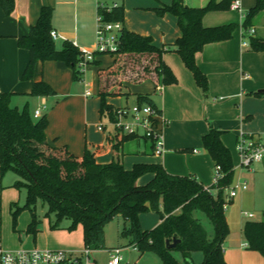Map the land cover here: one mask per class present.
<instances>
[{
  "label": "trees",
  "instance_id": "trees-1",
  "mask_svg": "<svg viewBox=\"0 0 264 264\" xmlns=\"http://www.w3.org/2000/svg\"><path fill=\"white\" fill-rule=\"evenodd\" d=\"M230 0L216 3L209 1L204 7L185 6L183 0H172L161 4L153 11L158 16L170 14L177 20L180 36L171 46L158 48L149 36L127 31L122 27L119 33V47L110 55L111 63L97 69L96 94L99 99L101 119L113 120L115 111L107 103L110 97L127 95L128 89L150 81L160 92L162 86L174 85L176 77L163 61L167 50L174 51L184 66L193 74L203 94L208 91V80L196 65L195 56L205 45L223 42L232 38L237 25L204 27L203 16L209 11L229 9ZM0 7L10 15L13 0H0ZM264 12V0H256L247 11L241 28L250 27V21L257 13ZM53 8L43 6L36 23L29 27L27 35L17 39V45L27 50L28 62L21 80L31 83L29 95L33 97H54L55 91L43 80L34 81L33 75L38 62H60L72 72L73 81L81 79L77 69L80 50L65 40L60 49L55 47L50 36ZM96 15L103 23L120 22L123 26L124 6L117 4L110 9L97 4ZM249 50L264 52V39L250 36ZM95 55L92 65L100 66ZM262 93H254L261 96ZM13 93L0 92V179L12 172L20 180L12 187L25 191V203L19 207L11 205L14 224L22 209H27L32 221L27 232L36 234L38 221L34 212L37 201L47 207L46 217L52 216L51 229L60 228L63 221L69 222L68 231L82 228L84 247L91 250L106 249L104 227L113 218L124 221L120 237L127 240L125 247L133 246L140 256L145 252L155 253L162 264H181L172 252H178L185 264H227L223 257V244L229 234L226 220L225 190L229 188L234 173L230 151L223 145L221 133L212 128L202 136V147L219 166L222 178L216 185L204 187L196 179L171 175L160 164H134L124 168L121 160L107 164L97 163L93 153L85 147L82 156L77 157L64 148L52 147L46 138V116L34 119L27 105L21 109L10 104ZM137 104L155 108L148 94H137ZM158 110V109H157ZM159 111V110H158ZM160 112V111H159ZM133 137L123 136L113 146L115 150L123 141ZM116 140V138H115ZM117 141V140H116ZM150 175L151 179L142 185L138 181ZM155 212L160 222L151 230H143L140 216ZM205 215L213 226L214 235L209 239L199 218ZM242 235L247 249L264 257V212L260 221H246ZM179 240L175 248L168 249L165 241ZM203 255L200 263L191 259V254Z\"/></svg>",
  "mask_w": 264,
  "mask_h": 264
},
{
  "label": "crops",
  "instance_id": "crops-1",
  "mask_svg": "<svg viewBox=\"0 0 264 264\" xmlns=\"http://www.w3.org/2000/svg\"><path fill=\"white\" fill-rule=\"evenodd\" d=\"M13 1L14 7L10 15H6L0 7V92L13 93L10 104L20 109L17 99L19 96L31 97L29 95L31 83L21 80L22 72L28 62V52L18 47L17 39L27 35L29 27L38 20L41 7L50 6L53 8L52 31L57 35V38L53 40L55 47L60 49L62 43L68 40L76 47L85 49L88 43L84 37L83 32L86 30L84 27L93 20L94 16L97 19L96 9L99 0H94L95 7L92 0ZM209 1L211 0H184L183 3L185 6L198 8L204 7ZM214 1L218 3L221 0ZM254 1L256 2L252 0L248 4V0H241L242 7L246 5L248 8L246 13L254 6ZM171 2L172 0H148V6L139 9H150L154 12L153 9L161 4L169 5ZM214 11H209L203 16L202 25L204 27L228 24H235L237 28L239 27L235 22L222 18L220 11ZM126 13L127 10L124 8L125 18ZM213 13H218L220 16H212ZM148 16L150 26L142 30L130 28L126 19L123 21V27L127 31L151 37L158 48L165 49L174 44L180 36L176 18L170 14L158 16L155 12L154 14L149 13ZM252 28L255 31L252 37L264 39V37H257L256 29L253 26ZM235 31L231 39L207 44L195 56L196 65L208 80L206 94L202 93L193 74L172 50L164 52L163 61L176 77L177 83L162 86L158 92L150 81H146L151 84V91L139 94L149 95L165 121L164 152L161 155H154L150 141L142 138L123 141L115 150L113 146L120 140H115L110 129L104 132L97 129V125L103 121L99 115V108L94 114L91 107H88L90 96H85L82 80L73 81L71 70L60 62H38L35 66L33 80L36 82L43 80L56 93L54 97H38L40 104L34 110L40 109L41 117L46 116L45 135L48 143L52 147L67 149L77 157L82 156L87 147L93 153L97 163L107 164L119 159L127 170L139 163L160 164L171 175L192 177L204 187H210L215 166L201 142L202 136L207 134L210 128L221 133L220 139L228 150L230 149V138L236 143L240 132L264 134V111H262L264 110V94L259 97L253 95L260 93V90L264 91V52L250 51L249 43L243 46L245 33L242 30L241 35L237 36ZM57 41H61L59 46L56 45ZM96 60L100 62V57ZM101 65V62L100 66L90 65L89 80L88 73L85 74L91 95L96 93L97 87L92 76L94 75L96 79L98 67L103 68ZM133 87L135 86L131 88ZM131 88L128 89L127 95L133 93ZM127 95L116 99H122L125 96L126 101ZM109 99L111 98L107 99V103L114 108L125 105L111 104L108 102ZM134 102H136V97ZM257 164H264V162ZM150 179V175L144 176L138 184H145ZM16 190L12 184H0V250L37 248L76 253L82 251L84 244L81 226H77L74 231H68L66 227L69 222L66 221L67 223L61 224L60 228L51 229L52 220L49 217L44 215L47 219L42 220L36 216L37 232L32 234L27 232L32 221L31 213H24L22 210L14 224L11 205L15 203L18 205L16 200H19V196ZM148 216L153 219V223L146 226L145 218ZM159 222V216L155 212L140 216L143 230H151ZM224 246L225 242L223 257L229 264L228 252ZM244 249L250 251L245 247Z\"/></svg>",
  "mask_w": 264,
  "mask_h": 264
},
{
  "label": "rangeland",
  "instance_id": "rangeland-1",
  "mask_svg": "<svg viewBox=\"0 0 264 264\" xmlns=\"http://www.w3.org/2000/svg\"><path fill=\"white\" fill-rule=\"evenodd\" d=\"M98 1V0H96ZM184 1V0H183ZM246 1V0H242ZM100 2L104 3L107 6H112L114 3L121 4L123 2L124 8L127 10L126 18L124 14V19L130 24V28L133 30L139 29L142 30L147 26H150V19L148 14L153 13L150 9H139L140 7L148 6V0H100ZM252 2V0H248V4ZM94 3V7L96 2L92 0ZM243 3V2H242ZM255 3V1H254ZM253 3V5H254ZM242 13H246L245 11L248 9L246 5H243ZM215 12V11H214ZM222 13V18L235 22L239 25L236 29V35H241L242 33V17L238 12H230L229 10L220 11ZM213 15H219L218 13H213ZM220 16V15H219ZM96 18L93 17L92 21H89L84 28L86 30L83 32L84 37L87 40L88 45L85 47V50L89 52L95 51V42H96ZM252 26L256 29L257 37H264V12L257 13L254 17H252L250 21V27ZM248 27L246 30L243 29V33L249 30ZM244 41L249 43L250 36L245 32ZM61 41H57L56 45L59 46ZM101 66H107L111 62L110 54H103L100 56ZM91 65V64H90ZM87 67L86 73L87 78L89 80V68ZM91 73V72H90ZM95 73V72H94ZM92 78L95 80V85L97 86V77L93 75ZM26 82V81H25ZM82 87V86H80ZM151 84L146 82L142 83V85L135 86L131 88V95H127V100L125 101L124 97L122 99H116L117 97H110L109 103L118 105L125 104L126 106L133 105L134 99L139 93L150 92ZM82 89V88H81ZM97 94L93 93L88 98V107L92 109V113H96L99 108V100L97 99ZM18 106L21 109L22 106L27 103V107L29 112H33L37 106L40 104V99L38 97H18ZM124 105V106H125ZM264 111V110H262ZM102 123L104 120L102 119ZM230 137V135H229ZM232 154V159L234 163V173L232 176V182L229 186V190L235 188L236 196L231 200L226 209V216L229 225V234L225 241V249L228 252V262L229 264H264V257H262L259 253L255 251H246L242 248V245H245V241L242 235V227L246 221H260L262 219V212H264V164H252L249 168L241 167L239 163V158L235 150L234 140L230 138V149ZM215 171L213 173L214 177ZM20 180V178L12 172H7L0 181V184H14L16 181ZM213 183V178H212ZM245 185V188H243ZM229 192V191H228ZM227 192V193H228ZM16 193L19 196V200H16L19 207H23L25 203V191L24 190H16ZM226 194V193H225ZM24 213H30L27 209H22ZM35 215L42 219L45 218V214L47 212V207L41 201H37L34 209ZM244 214L252 215V218L247 219ZM199 218L202 226L204 227L207 236L209 239L213 238L214 231L213 226L209 219L201 214L196 213L195 215ZM52 221V216L49 217ZM47 219V218H45ZM146 226H149L153 223V219L149 216L145 218ZM67 223L63 221L61 224ZM61 224L59 227H61ZM141 225V224H140ZM124 227V221L119 218H113L110 220L104 227V245L106 249L92 250L91 258L96 260V264H107V260L109 258V251L115 248L120 249V256L122 257L121 264H162L159 257L153 252H145L139 257V253L137 249H134L133 246L125 247L127 244V240L125 238L120 237V232ZM13 231V230H12ZM74 231V230H72ZM14 233V231H13ZM26 248L27 246H22ZM32 248V247H28ZM27 249V248H26ZM172 255L181 263L185 264L183 259L181 258L178 252H172ZM191 259L195 263H200L203 260V255L199 252H195L191 254Z\"/></svg>",
  "mask_w": 264,
  "mask_h": 264
},
{
  "label": "built area",
  "instance_id": "built-area-1",
  "mask_svg": "<svg viewBox=\"0 0 264 264\" xmlns=\"http://www.w3.org/2000/svg\"><path fill=\"white\" fill-rule=\"evenodd\" d=\"M110 9L117 5L107 6L104 3L98 2ZM241 0H230L229 10L241 14L242 19H245V14L242 13ZM96 42L95 51L89 52L85 49H80V61L77 64V69L81 74V80L84 85L85 96H90V85L85 80L87 67L93 62L95 55L116 53L119 47V33L122 29L120 22L103 23L102 18L97 16ZM249 36H253L254 29L249 28L245 31ZM244 32V33H245ZM52 40L57 38L54 31L50 32ZM243 46L248 45L247 42L242 43ZM75 46V45H74ZM41 117L40 109L33 113L34 119ZM104 123H99L97 129L101 132L110 129L111 135L120 140L123 136H131L133 138H142L150 141L154 155H161L164 152V135L163 128L165 121L161 113L146 104L134 103L131 106H121L115 111L113 120L104 119ZM235 150L239 158L241 167L249 168L252 164L264 162V134H245L240 132L235 143ZM215 174L213 177V185H216L222 178L221 169L219 166L214 168ZM245 188V185H243ZM229 191V192H228ZM228 192V193H227ZM225 201L228 202L236 196L235 188L225 190ZM224 207H227L225 205ZM247 218H252L250 214H244ZM246 248L247 245H242ZM134 248V247H133ZM135 249V248H134ZM92 250L84 247L80 252H69L62 250H42V249H17V250H0V264H96V261L91 258ZM122 257L120 249L115 248L109 251L107 264H121Z\"/></svg>",
  "mask_w": 264,
  "mask_h": 264
},
{
  "label": "water",
  "instance_id": "water-1",
  "mask_svg": "<svg viewBox=\"0 0 264 264\" xmlns=\"http://www.w3.org/2000/svg\"><path fill=\"white\" fill-rule=\"evenodd\" d=\"M261 92H264V91L260 90V93H261ZM177 243H179V240H176V239H174V240H172V241H169V240H166V241H165V245H166V247H167L168 249H173V248H175V246H176Z\"/></svg>",
  "mask_w": 264,
  "mask_h": 264
}]
</instances>
